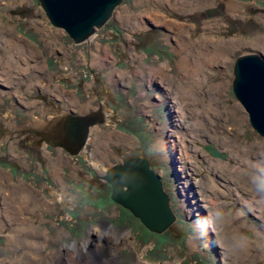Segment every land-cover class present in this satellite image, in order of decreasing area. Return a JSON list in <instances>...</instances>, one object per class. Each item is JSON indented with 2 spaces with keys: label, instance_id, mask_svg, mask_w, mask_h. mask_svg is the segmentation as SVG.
<instances>
[{
  "label": "rangeland",
  "instance_id": "1",
  "mask_svg": "<svg viewBox=\"0 0 264 264\" xmlns=\"http://www.w3.org/2000/svg\"><path fill=\"white\" fill-rule=\"evenodd\" d=\"M202 37L214 42L203 46ZM215 44L228 49L221 62L186 73L193 65L182 57L210 60ZM247 52L264 56V0H123L81 43L50 22L39 0H0V258L25 251L38 257L31 264H73L71 243L98 238L111 223L130 228L127 245L111 253L116 264H264V200L249 183L254 162L264 163V136L233 91L236 57ZM102 105L107 120L93 126L84 153L25 142L24 128ZM173 135L195 153L179 159ZM210 143L226 156L212 155ZM136 154L161 173L177 213L162 233L115 201L104 178ZM220 206L255 236L249 251L233 256L217 246L205 217ZM20 227L45 247L20 250ZM104 236L102 245L114 244ZM52 251L59 255L45 263Z\"/></svg>",
  "mask_w": 264,
  "mask_h": 264
},
{
  "label": "water",
  "instance_id": "2",
  "mask_svg": "<svg viewBox=\"0 0 264 264\" xmlns=\"http://www.w3.org/2000/svg\"><path fill=\"white\" fill-rule=\"evenodd\" d=\"M123 0H39L50 22L64 28L76 43L89 40L112 16ZM233 91L246 108L253 128L264 136V56L242 53L233 68ZM103 106L85 113L63 111L47 140L71 154L83 153L95 124L107 120ZM205 148L215 156H226L214 144ZM104 178L111 184L112 198L129 208L150 229L164 232L177 220L160 172L143 155H131L107 168Z\"/></svg>",
  "mask_w": 264,
  "mask_h": 264
},
{
  "label": "bare ground",
  "instance_id": "3",
  "mask_svg": "<svg viewBox=\"0 0 264 264\" xmlns=\"http://www.w3.org/2000/svg\"><path fill=\"white\" fill-rule=\"evenodd\" d=\"M152 13L153 14H151L150 16L151 17L153 16V18L156 21H159L160 19L157 18L156 16L161 17V15H159L158 13H155L153 11H152ZM150 16H148V17L150 18ZM134 17H136V16H134ZM166 24L169 25V26H172V28H175L177 33H180L182 31L183 25H177L179 23L175 22V20H166ZM213 39H214V37H213ZM198 40H199V42L202 43L203 46L208 44L209 41L210 42H214L213 40L208 39L207 37H202L201 39H198ZM226 51H228L226 45L215 44L212 47V56H213V58L210 59V60H203V58H204L203 54L200 55V58H198V62H190L189 60H187L188 59V55L186 57L185 56L182 57V61H183V64H185V66L190 65V63L193 65V66L188 68L186 73L195 74V72H197L199 69L203 68L207 64H214V62L218 61L219 58L221 57L220 54H222V53H224ZM219 62H221V60H219ZM196 64H197V66H195ZM193 67H196L197 69L196 68L194 69ZM174 103H176V102H174ZM90 135H91V133H90ZM172 137H173L172 138V143H173L174 148H176L177 145H178V148H179L178 152H182V154L179 155V159H184L185 157L191 156V154L195 153V152H191L192 150L186 145L185 139H183V138H181L180 136H177V135H173ZM88 141H89V139H88ZM88 141H87V143H88ZM54 146L57 147V145H55V144H54ZM84 152H85V148L83 150V153ZM213 162H215V161H213ZM150 163L152 165L151 161H150ZM212 165H213V163H212ZM217 165L219 166L220 162H216L215 166H217ZM182 168H183V171L185 172L184 167H182ZM226 178H228V177H226ZM105 229H107V228H105ZM15 231H16V233H14V236L15 235L16 236L22 235V236H20L19 242L23 244V248L20 249V250H23V249L25 250L26 248H30L33 251L34 249L40 250L43 247H45L44 243L42 244L40 242H37V244H34L32 241L28 240L30 237L34 238V237L40 236V235H38V232H35L33 230V228L26 229L25 227H23V228L20 227L18 229H15ZM129 231H130V228H128V229L126 228L124 230L123 229L119 230L118 228H116V229L114 228V229H112L110 231L109 230H103L102 231L103 234L102 235H98L97 234L98 238L96 237L95 239L93 238V237H95V236H93V233H89V236L86 237V239L82 242V244L75 242L72 245L71 249L73 250V252H75L74 253L75 257L74 258L77 259V260H75L73 258V260H74L73 264H116L114 262V258H112V254L111 253L112 252L118 253V251H119L118 248L115 249L117 246H126L127 245V238H125L124 235L125 236L129 235ZM108 233H109L108 237L110 238V240L114 241V244L111 242L110 245H102L101 241L104 244L109 243V242L106 243L104 241V239H101V237H103L104 235H106ZM113 236L115 237V240L113 239L114 238ZM93 243H95V244H93ZM57 254L59 255V253L57 251H55V252L52 251L51 253H47L46 257H44L42 260H44L45 263H49L50 260L52 259V257L56 258ZM2 256H5V255H2ZM12 257H14L13 260H10V258H8V257H5L4 260L0 258V263L1 264H15L17 262L16 264H31V262H33V261L38 259V257H36L33 252L29 253V252H25V251L21 253V256L15 254ZM70 259L72 260L71 257H70ZM33 263H35V262H33ZM137 264H180V262L177 261V260H175V261L168 260L166 262L162 261V262L158 263V262L148 261L144 257H140V258L138 257Z\"/></svg>",
  "mask_w": 264,
  "mask_h": 264
},
{
  "label": "clouds",
  "instance_id": "4",
  "mask_svg": "<svg viewBox=\"0 0 264 264\" xmlns=\"http://www.w3.org/2000/svg\"><path fill=\"white\" fill-rule=\"evenodd\" d=\"M254 163H257V167L250 171V187L258 198L264 200V163ZM205 219L222 252L239 256L255 244V236L237 228L232 222V214L225 207L213 209Z\"/></svg>",
  "mask_w": 264,
  "mask_h": 264
},
{
  "label": "flooded vegetation",
  "instance_id": "5",
  "mask_svg": "<svg viewBox=\"0 0 264 264\" xmlns=\"http://www.w3.org/2000/svg\"><path fill=\"white\" fill-rule=\"evenodd\" d=\"M103 106V105H102ZM104 107V106H103ZM67 111V110H66ZM63 112V111H62ZM61 114V113H60ZM59 114V115H60ZM58 115V116H59ZM57 116V117H58ZM57 117L56 118H54L53 120H51V121H49L48 122V124H49V126H43V127H40V128H38V129H33V133H31V132H29L30 131V129L28 130L27 128H24V129H22V133H24V135L26 136L27 135V140H25V142H28L29 140H32L33 142H30V143H33V144H35L36 145V147L37 146H40L41 145V142L42 141H46V143L47 144H52L53 146H54V142L52 141V140H47V137H46V132H48V131H51L52 129H53V127L55 126V121H56V119H57ZM47 122V121H46ZM45 122V123H46ZM93 128V127H92ZM91 128V129H92ZM92 131V130H91ZM138 155V154H137ZM105 228H107V229H105ZM116 229L117 227L116 226H114V224H111V223H108V224H104V225H101V229H103V230H112V229ZM119 230H121L122 228H118ZM102 230V231H103ZM86 239V238H85ZM85 239H83V241L85 240ZM83 241H77L76 243H81L82 244V242ZM75 242H72L71 243V245H70V249H71V247H72V245L74 244Z\"/></svg>",
  "mask_w": 264,
  "mask_h": 264
}]
</instances>
